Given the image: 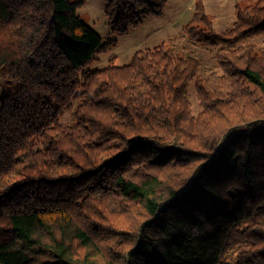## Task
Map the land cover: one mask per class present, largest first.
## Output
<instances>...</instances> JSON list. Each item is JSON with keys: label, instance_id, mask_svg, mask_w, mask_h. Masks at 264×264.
Segmentation results:
<instances>
[{"label": "trees", "instance_id": "1", "mask_svg": "<svg viewBox=\"0 0 264 264\" xmlns=\"http://www.w3.org/2000/svg\"><path fill=\"white\" fill-rule=\"evenodd\" d=\"M105 1L122 34L166 6ZM83 5L0 0V264H264V0L223 32L195 0L182 34L94 69L116 40Z\"/></svg>", "mask_w": 264, "mask_h": 264}, {"label": "rangeland", "instance_id": "2", "mask_svg": "<svg viewBox=\"0 0 264 264\" xmlns=\"http://www.w3.org/2000/svg\"><path fill=\"white\" fill-rule=\"evenodd\" d=\"M84 5L79 9L83 20L90 25L103 39H115L116 45L106 53L96 56L92 69L102 68L113 61L116 65L130 62L132 55L138 49L150 48L159 45L169 37L183 33L184 25L191 19L195 0H166V6L160 15L146 16L142 23L131 26L125 34L113 33L105 15V0H82ZM206 10L212 17L217 32H223L232 27L236 20V3L248 4L253 0H204ZM178 45L180 51H190L198 57L201 68L209 72H221L217 67L216 47L201 45L185 38ZM257 49L264 48V32L253 39ZM192 111L196 114L200 110L194 81L188 88ZM72 113L66 112L62 121L70 122Z\"/></svg>", "mask_w": 264, "mask_h": 264}, {"label": "crops", "instance_id": "3", "mask_svg": "<svg viewBox=\"0 0 264 264\" xmlns=\"http://www.w3.org/2000/svg\"><path fill=\"white\" fill-rule=\"evenodd\" d=\"M205 2V1H204Z\"/></svg>", "mask_w": 264, "mask_h": 264}]
</instances>
